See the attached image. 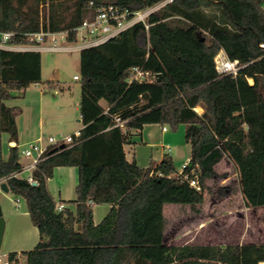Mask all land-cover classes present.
Segmentation results:
<instances>
[{"label": "trees", "instance_id": "trees-1", "mask_svg": "<svg viewBox=\"0 0 264 264\" xmlns=\"http://www.w3.org/2000/svg\"><path fill=\"white\" fill-rule=\"evenodd\" d=\"M132 11L162 0H0V33L10 45H33L28 36L78 27L94 13L90 2ZM201 34V36H199ZM204 37V39H203ZM69 39L77 40L75 33ZM223 48L238 60L237 76L221 75ZM83 127L71 145L51 153L22 178L19 147L3 155V135L18 141L19 106L13 91L39 82L42 55L0 48V181L23 197L40 240L8 254L9 264H262L264 244L166 242L164 205L204 202L206 180L225 157L237 167L249 207L264 206V9L262 0H174L118 37L80 52ZM134 66L157 77L129 82ZM252 80V82L250 81ZM105 102V105L102 104ZM201 107L200 113L197 108ZM117 118L125 120L124 126ZM146 124L186 125L187 165L199 189L182 179L166 155L156 166L129 161L125 144ZM60 166L79 170L75 204L57 209L48 180ZM193 171V172H192ZM18 174V175H17ZM111 209L94 222L95 204Z\"/></svg>", "mask_w": 264, "mask_h": 264}, {"label": "rangeland", "instance_id": "rangeland-1", "mask_svg": "<svg viewBox=\"0 0 264 264\" xmlns=\"http://www.w3.org/2000/svg\"><path fill=\"white\" fill-rule=\"evenodd\" d=\"M264 9V0H262ZM60 43H63L60 40ZM66 42H64L65 44ZM81 50L41 51L42 70L39 82H33L23 91H13L16 96L7 101L9 106H19L22 113L18 123L22 130L19 144L35 141L39 136L73 135L81 128L78 121L81 98ZM197 110L201 113L202 108ZM40 118L43 123L40 126ZM172 133L179 132L184 144L182 151L190 155L186 142V125L175 130L166 124ZM34 130V132H33ZM39 134V135H38ZM9 154L8 135L3 136V155ZM25 161L24 158H21ZM66 169V168H65ZM217 175L206 180L205 199L202 204H166L165 236L169 244L221 243L237 244L256 242L264 244V206L249 207L242 190L239 171L227 157L215 167ZM31 172L22 171L19 176L28 178ZM76 177L54 172L50 185L59 202V189L67 200L76 199ZM0 206L6 222L0 264H6L8 253L33 247L20 244L25 232L34 227L26 213V200L11 191H4L0 185ZM25 263L21 257L19 264ZM264 264V263H262Z\"/></svg>", "mask_w": 264, "mask_h": 264}, {"label": "built area", "instance_id": "built-area-1", "mask_svg": "<svg viewBox=\"0 0 264 264\" xmlns=\"http://www.w3.org/2000/svg\"><path fill=\"white\" fill-rule=\"evenodd\" d=\"M173 1L174 0H162L155 5L147 6L135 11L123 9L115 4L98 5L94 1H91L90 6L93 7L94 13L92 16L84 19L78 27L64 31H41L37 33H30L28 35L30 37V41L35 44L18 45L15 48L21 51L35 50L41 52L73 49L83 50L85 48L97 46L118 37L121 33L137 23H143L148 29L150 15ZM71 33H75L77 40L71 41L69 39ZM0 34L3 44H6L14 35L13 32H3ZM60 40L63 43H60ZM64 42L66 43L64 44ZM215 63L216 69L221 75H233L235 77L241 69L238 60L230 59L223 48H221L216 54ZM156 77V75L144 69V67L134 66L130 72L129 82L152 81ZM74 79L79 80L80 77L75 75ZM250 81L252 82V80ZM125 122V120L117 118L116 125L124 126ZM164 129L166 130L167 127ZM76 134L78 135L79 131H77ZM76 134L60 135L58 137L49 136L46 139L41 136L33 142L16 145L19 147L20 157L25 159V161L21 160L22 171L31 172L28 179L32 184H37V181L34 180L32 173L37 168L38 164L53 153V150L56 152L59 149H63L66 145H71L74 141V135ZM187 165L188 163L181 166L178 171V175L182 179L189 180L191 186L199 189L200 187L198 181L191 178L190 173L187 172ZM1 182H3V180H1L0 183ZM65 207L66 205L64 203H57L58 210L61 211ZM6 264H9L8 259L6 260Z\"/></svg>", "mask_w": 264, "mask_h": 264}, {"label": "crops", "instance_id": "crops-1", "mask_svg": "<svg viewBox=\"0 0 264 264\" xmlns=\"http://www.w3.org/2000/svg\"><path fill=\"white\" fill-rule=\"evenodd\" d=\"M16 46H18V45H10L8 43L3 44L2 39H1V34H0V48L17 50L15 48ZM102 104L105 105V102L102 101ZM77 109L80 110V105H79V107H77ZM39 121H40V123H39L40 126H42V123H43L42 118H40ZM78 121L81 123V128H82L83 124H82V120H81V114H79ZM17 126H18V131H19L18 141H10L8 139L10 146L11 145L12 146L21 145L19 143L21 140L22 130L20 128L18 120H17ZM165 127H167V126L162 125V124H146L141 130L134 131L132 133L131 137L129 138L128 142L124 146L127 159L129 161L135 160L140 167L147 168L150 166L158 165L163 160V158L166 155H168L172 158V160H173L178 171L183 164L189 163L190 157H191V145L189 143H187V144H189V147H190V155L188 156V154H185L182 151L184 144L182 143V140H181L182 138L179 137V135H178L179 132L172 133L168 127L165 130L164 129ZM80 129L78 131H80ZM33 132H34V130H33ZM39 137H41V136H39ZM22 144H25V143H22ZM55 170L56 171L61 170V173H63V174L75 175L76 183L78 184L79 170L77 167L60 166V167H57ZM50 181H51V178L48 180V188L55 198V194H54V191L52 190V187L50 185ZM1 183H0V185H1ZM77 184H76V186H77ZM59 197L60 198H59L58 203H62L61 201L67 200L66 198L62 197V190L61 189H59ZM73 199H71V200H73ZM65 205H66V207L70 206L72 209H75V204H70V205L65 204ZM166 208L167 207L165 204L164 205L165 223H166V211H165ZM110 209H111L110 204H107V203L95 204L93 207L95 224H99L107 216ZM26 213L29 215L28 211H26ZM164 232H165V230H164ZM39 240H40L39 229L36 226H34L33 228L32 227L29 228L28 233L25 232V234L21 238L20 244L23 246H29V247L34 248L37 245V243L39 242ZM199 244H219V245L225 246L224 244L217 243V242L216 243L201 242ZM28 250H31V249L29 248ZM22 251H26V250L21 249V250H14L11 252L21 253ZM11 252H9V253H11Z\"/></svg>", "mask_w": 264, "mask_h": 264}, {"label": "water", "instance_id": "water-1", "mask_svg": "<svg viewBox=\"0 0 264 264\" xmlns=\"http://www.w3.org/2000/svg\"><path fill=\"white\" fill-rule=\"evenodd\" d=\"M199 36H201V34H199ZM203 39H204V37H203ZM54 151L55 150H53L52 152H54ZM33 185H36V183H33ZM1 188L4 191H9L8 184L5 181L1 183ZM5 227H6V222L3 218L2 208L0 206V249L2 247L3 237H4V233H5Z\"/></svg>", "mask_w": 264, "mask_h": 264}]
</instances>
